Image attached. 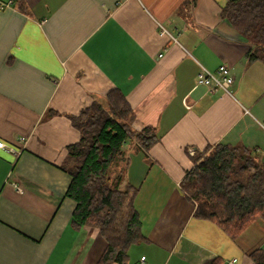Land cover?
Segmentation results:
<instances>
[{
	"label": "crops",
	"instance_id": "1",
	"mask_svg": "<svg viewBox=\"0 0 264 264\" xmlns=\"http://www.w3.org/2000/svg\"><path fill=\"white\" fill-rule=\"evenodd\" d=\"M228 1L0 0V264H99L107 241L73 224L61 165L81 137L71 116L113 90L133 129L160 136L127 152L144 239L125 264H254L264 221L233 238L195 215L182 186L209 145L248 146L264 161V63L222 16ZM221 65L229 91L199 82L202 67Z\"/></svg>",
	"mask_w": 264,
	"mask_h": 264
},
{
	"label": "trees",
	"instance_id": "2",
	"mask_svg": "<svg viewBox=\"0 0 264 264\" xmlns=\"http://www.w3.org/2000/svg\"><path fill=\"white\" fill-rule=\"evenodd\" d=\"M222 16L252 45L249 56L264 63V0H229ZM133 118L119 90L110 93L105 106L93 103L71 116L81 137L68 146L61 168L72 178L67 196L76 202L73 224L96 226L107 241L99 264L127 263L130 247L144 239L131 202L121 218L136 191L126 182L127 152L149 150L160 136L150 126L136 131ZM194 163L182 186L196 216L213 220L233 238L264 221V161L256 149L219 142L195 155ZM251 257L254 264H264V250H254ZM210 264L226 263L217 257Z\"/></svg>",
	"mask_w": 264,
	"mask_h": 264
},
{
	"label": "built area",
	"instance_id": "3",
	"mask_svg": "<svg viewBox=\"0 0 264 264\" xmlns=\"http://www.w3.org/2000/svg\"><path fill=\"white\" fill-rule=\"evenodd\" d=\"M164 31L166 30L164 29ZM198 80L199 82L208 85L213 91L217 89L229 91V88L234 83L235 78L228 66L221 65L216 71H210L202 67L198 73ZM0 147H6V143L1 139ZM142 259H145V257Z\"/></svg>",
	"mask_w": 264,
	"mask_h": 264
},
{
	"label": "rangeland",
	"instance_id": "4",
	"mask_svg": "<svg viewBox=\"0 0 264 264\" xmlns=\"http://www.w3.org/2000/svg\"><path fill=\"white\" fill-rule=\"evenodd\" d=\"M128 203H129V201H128V199H127L126 202H125V204H124V206H123V212H122V214H121V218H122V220L125 219L124 216L126 215V211H127V209H128Z\"/></svg>",
	"mask_w": 264,
	"mask_h": 264
}]
</instances>
